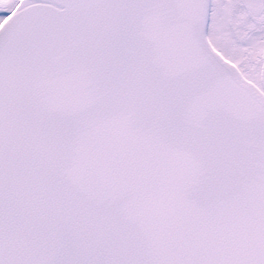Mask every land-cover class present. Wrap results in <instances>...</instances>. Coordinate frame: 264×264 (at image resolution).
Listing matches in <instances>:
<instances>
[{"label":"snow or ice","instance_id":"1","mask_svg":"<svg viewBox=\"0 0 264 264\" xmlns=\"http://www.w3.org/2000/svg\"><path fill=\"white\" fill-rule=\"evenodd\" d=\"M0 264H264V0H0Z\"/></svg>","mask_w":264,"mask_h":264}]
</instances>
